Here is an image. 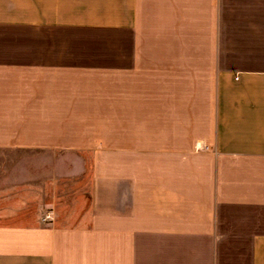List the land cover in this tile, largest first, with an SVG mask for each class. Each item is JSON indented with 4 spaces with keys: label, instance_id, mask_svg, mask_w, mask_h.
<instances>
[{
    "label": "crops",
    "instance_id": "0c3cea01",
    "mask_svg": "<svg viewBox=\"0 0 264 264\" xmlns=\"http://www.w3.org/2000/svg\"><path fill=\"white\" fill-rule=\"evenodd\" d=\"M0 264H264V0H0Z\"/></svg>",
    "mask_w": 264,
    "mask_h": 264
},
{
    "label": "rangeland",
    "instance_id": "374dc122",
    "mask_svg": "<svg viewBox=\"0 0 264 264\" xmlns=\"http://www.w3.org/2000/svg\"><path fill=\"white\" fill-rule=\"evenodd\" d=\"M85 158H87V156ZM70 159H71L72 163H74L73 166L77 168L78 167V159L81 160V158L72 154V155H70ZM73 172L76 173L77 170L74 169Z\"/></svg>",
    "mask_w": 264,
    "mask_h": 264
}]
</instances>
